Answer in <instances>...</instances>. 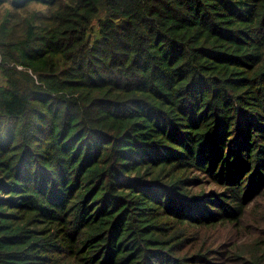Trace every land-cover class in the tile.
I'll return each instance as SVG.
<instances>
[{"label":"trees","instance_id":"obj_1","mask_svg":"<svg viewBox=\"0 0 264 264\" xmlns=\"http://www.w3.org/2000/svg\"><path fill=\"white\" fill-rule=\"evenodd\" d=\"M0 264H264V0H0Z\"/></svg>","mask_w":264,"mask_h":264}]
</instances>
